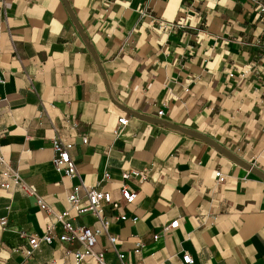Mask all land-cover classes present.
Masks as SVG:
<instances>
[{"label":"crops","instance_id":"0c3cea01","mask_svg":"<svg viewBox=\"0 0 264 264\" xmlns=\"http://www.w3.org/2000/svg\"><path fill=\"white\" fill-rule=\"evenodd\" d=\"M261 28L252 0H0V153L55 211L79 182L54 169L55 136L73 143L88 186L110 171L102 187L114 198L122 169H146L127 182L134 203L107 209L134 264H182L185 253L191 264H264ZM1 218L3 264H74L77 244L58 241L26 259L20 232L42 235L53 218L21 186L0 188ZM107 247L101 236L94 250Z\"/></svg>","mask_w":264,"mask_h":264},{"label":"built area","instance_id":"2783aa9c","mask_svg":"<svg viewBox=\"0 0 264 264\" xmlns=\"http://www.w3.org/2000/svg\"><path fill=\"white\" fill-rule=\"evenodd\" d=\"M257 8V11L262 19V32L264 33V1L252 0ZM254 65L247 66L243 69L242 75H248L253 71ZM232 75V74H230ZM4 81L3 76L0 74V83ZM186 91L188 88L185 89ZM162 110L157 112V116L161 117ZM128 119L125 116L117 119V127L114 130L115 134H119L122 129L127 125ZM83 143L87 142V137H83ZM52 148L54 155L52 164L54 169L68 177H76L79 182L72 186L67 195V208L62 211H55L49 204L37 195L36 189L33 185L24 181L21 175L3 159L0 153V162L5 169L0 173L2 180L0 181V188L8 189L10 184L21 186L28 194L35 195L39 208L53 218L50 221L42 235H28L26 232H20V237H27L30 245L29 249L25 251L26 259L31 257L41 245H50L54 241L67 242L69 244H77L72 252L74 256V264H82L87 257H91L96 261V264H111L104 258L103 252L105 250L111 251L116 260V264H134L127 259L128 252L120 248L118 237L110 230L111 219L107 215V209L119 210L124 209L128 205L133 204L137 197V191L128 185V180L137 178L142 182L148 178V171L146 169L138 170L134 168L122 169L120 173V180L118 181V198H114L110 190L104 189L102 186L111 181V173L105 170L101 179L94 186H88L80 178L78 169L75 165L73 158L70 156V149L73 143L64 141L58 136H55L52 141ZM216 183H223L226 179L221 171L214 172ZM92 216L97 225L91 227L84 223H79L77 218L84 216ZM118 219L125 221L130 219L132 222H137V216L127 217L125 212H122ZM0 224L5 226L7 224L6 218L0 219ZM178 220L170 222L163 227L164 231L177 227ZM104 236L108 242V247L104 248L101 252L94 250L98 242V238ZM158 235H154L156 239ZM143 246L140 239L135 241L132 253L137 255ZM182 264L193 263V258L190 254L185 253L181 257ZM0 264H3L0 261Z\"/></svg>","mask_w":264,"mask_h":264}]
</instances>
